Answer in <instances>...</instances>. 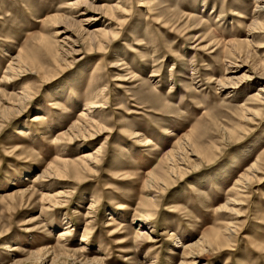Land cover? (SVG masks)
Masks as SVG:
<instances>
[{"label":"rangeland","instance_id":"obj_1","mask_svg":"<svg viewBox=\"0 0 264 264\" xmlns=\"http://www.w3.org/2000/svg\"><path fill=\"white\" fill-rule=\"evenodd\" d=\"M75 1L0 0V264H264V1Z\"/></svg>","mask_w":264,"mask_h":264},{"label":"bare ground","instance_id":"obj_2","mask_svg":"<svg viewBox=\"0 0 264 264\" xmlns=\"http://www.w3.org/2000/svg\"><path fill=\"white\" fill-rule=\"evenodd\" d=\"M264 1V0H263ZM74 5H78L79 7H82V6H86V5H88L89 4V2H88V0H77V1H75L74 3H73ZM94 19H97V18H89V19H86V20H83V21H86L87 23H89V21L90 20H94ZM238 82H240V81H238ZM229 84V83H228ZM230 85V84H229ZM260 91H262V89L260 90ZM255 95H257V94H255ZM254 95V96H255ZM258 96H260V95H258ZM262 97V96H261ZM255 101L257 102V101H261V102H264V97H262V100H260V99H258L256 96H255ZM255 102V103H256ZM258 103H260V102H258ZM98 107H100L99 105H95V106H92L91 108H98ZM86 111H88L89 113H91L92 111H91V109L89 110H87V109H85ZM88 112L87 113H85V111H84V113H82L81 115H83V116H85L86 117V115H88ZM35 119H37V118H35ZM94 154L95 153H89L88 155H86V160L90 163V164H94ZM44 173H47L48 174V170H46ZM50 177V176H49ZM241 179L236 183V185H238V186H240V184L243 182V181H245L246 180V178H245V176L243 175V176H241L240 177ZM68 228V226H66V228H65V230ZM67 232V231H66ZM69 232V231H68ZM232 233V230L228 227L227 228V232L226 233H228L229 235H231V233ZM62 234H64V233H62ZM84 239V238H83ZM203 240V238H201V240H198V241H195V242H193V243H191V244H188V245H183V246H185V250H187V251H185V257L186 258H191V263H189V264H194L195 263V259H194V255H196L197 256V254H194L193 252V249L195 248V247H198V245H199V243H200V241H202ZM186 263H188V262H186V261H183V264H186Z\"/></svg>","mask_w":264,"mask_h":264}]
</instances>
